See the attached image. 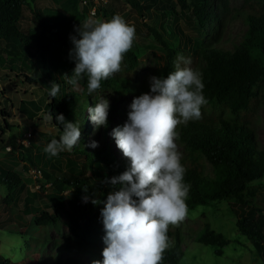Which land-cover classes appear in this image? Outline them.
<instances>
[{"label":"trees","instance_id":"1","mask_svg":"<svg viewBox=\"0 0 264 264\" xmlns=\"http://www.w3.org/2000/svg\"><path fill=\"white\" fill-rule=\"evenodd\" d=\"M125 1L138 17H144V8L157 2V0ZM175 1L179 6V14L185 15L188 10L202 28L204 35V23L208 19L210 8L209 0ZM72 2L73 0L68 1L71 5ZM26 6L28 0H0V65L3 52L8 56L12 49L18 50L23 66L26 60L29 65L32 64V59L41 61L43 69H46L44 79H47L22 72H15V76L27 84L39 81L45 83L50 80L51 83L59 84L60 91L55 98H51L48 91L41 95L39 92H30L26 98H15L19 122L23 126L34 127L46 121L56 131L55 135L45 140L44 146L36 147L34 152L28 146H21L23 150L21 153L24 151L28 153L27 159L32 165L36 166L37 162L43 161V168H39V171L51 185L52 193L47 197L56 206L52 211L44 210V199L39 197V194L31 193L25 197L23 211L32 213L33 222L45 228L57 223L61 214L60 206L67 200L71 215L81 222L82 229L75 239L64 237L54 240L51 245L52 251H46L42 247L35 264H92L96 260L102 262L105 244L94 246L92 239L96 238L95 234L98 233L95 225L102 220L103 201L113 190L105 180L126 171L130 161L107 141L109 119L107 127H100L102 142L96 150L82 147L81 138L70 152L59 153L60 156L68 153L81 155V158L67 156L59 158L60 162L55 163L57 157H50L44 152L47 143L52 139H59L62 135V126L56 124L57 115L63 114L67 121L80 124L78 113L82 112L84 105L89 104L87 78L81 80L79 90L68 87L67 80L61 73L67 68H75V61L69 55L73 48L71 39L66 37L65 31L55 21L35 10L33 14L36 27L49 32L60 47H64V50L56 49L49 54L47 64L44 63L41 46L31 39L35 38V30L30 29L32 35L19 30V22ZM214 7L217 9L214 38L206 39L192 49L197 53L199 60L196 62L191 60V65H188L201 73L205 86L203 94L208 102L202 106L199 120L189 121L187 125H180L177 129L178 141L183 146L181 164L186 169L184 183L190 186L186 204L189 209L213 200L226 201L229 207L237 212L234 221L237 231L245 235L264 256V214L259 211L253 219L246 215L247 210L256 206L257 191L260 188L264 189L262 184L250 183L264 173V146L259 145L255 131L259 107L264 105V0H241L236 7H232L228 0H216ZM233 16H239L244 21L245 30L232 48L227 50L217 45L216 37L223 29L226 19ZM143 26L165 55L162 66L155 69L154 76H166L174 71V61L179 55L191 58L188 53L189 40L180 29H176L180 36L177 43L172 45L163 37V29L159 30L144 23ZM61 52H65L64 57L59 55ZM26 55L31 58H27ZM137 65L135 54L131 50L128 51L120 72L107 80H102L98 90H114L122 94L131 92L138 95L149 92L150 85L146 83V86H139L132 80ZM58 66L61 68L60 71H57ZM50 70L53 71L52 74ZM5 72L0 69L1 78ZM59 79L62 80V85ZM0 83V93L5 96L11 87L7 85L8 83ZM24 93L27 92L24 90ZM49 112L52 113V121L45 119ZM8 116L10 114L6 112L5 107H0V150H4L3 157L8 162L1 168L0 183L5 184L7 190L4 196L6 202L12 200L15 189L24 188L21 178L12 168L15 159L21 158L22 154L15 158L7 156L10 149L5 148L7 143L5 131L11 126L6 120ZM92 125L94 131H97L94 124ZM206 164L210 167V174L205 171ZM46 167L57 169L59 173L47 172L44 169ZM84 187H88L87 193L83 191ZM94 188L99 191L96 199L101 203L93 206L89 194ZM63 189H67V196L61 194ZM85 195L89 197L87 202L82 199ZM35 199L41 201V207L33 205ZM168 237L170 247L164 253L163 264H180L182 247L178 230L169 228ZM195 239L203 244L216 246L227 243V239L220 232L209 228L206 222L195 235ZM214 252L220 254L221 250L217 248ZM0 264L13 263L0 254Z\"/></svg>","mask_w":264,"mask_h":264},{"label":"rangeland","instance_id":"2","mask_svg":"<svg viewBox=\"0 0 264 264\" xmlns=\"http://www.w3.org/2000/svg\"><path fill=\"white\" fill-rule=\"evenodd\" d=\"M69 0H28V6L24 7L23 15L19 22V30L22 33H29L30 29L35 30L36 43L41 46L44 54V63L47 64L49 54H52L56 49L64 50L56 39L47 31L40 30L36 27V19L33 11L38 10L41 14L50 17L55 23L60 26L66 33V37L77 35L76 28L79 24L83 23L86 19H102L110 20L114 15L119 14L130 25L135 26L136 36L133 41L131 51L135 54L138 65L134 70L132 77L133 82L139 86L150 85L149 78L155 75V69L162 66L165 55L162 48L156 43L149 31L143 26L144 24L153 26L157 29H163V37L167 39L172 45H175L179 38V33L176 29L187 36L189 42L188 53L191 60L198 61L199 58L196 52L192 49L196 48L198 44L206 39L214 38V28L216 23L217 9L214 7L216 0H209V15L204 23L205 34L202 35V28L197 24L194 17H191L189 11L185 15L179 14V6L175 0H157L144 8V17H138L132 7L125 0H73L72 5L68 3ZM192 1V0H187ZM232 7L238 6L241 0H228ZM144 3V1H141ZM94 7V13L91 9ZM103 8L104 10H97ZM75 10V11H74ZM245 30V23L239 16L228 17L223 24L218 37H216L217 45L230 50L239 37ZM16 41H18L16 39ZM18 43V42H17ZM17 47V46H16ZM64 57L65 52L59 54ZM6 56V57H5ZM27 56V55H26ZM2 65L0 68L5 70L4 76L0 77V82L8 83L11 87L2 96L0 93V107L4 106L6 112L10 116L6 120L10 123L8 131H5L6 141L9 142L7 149L14 151V145L18 144L16 150L21 158L15 159L12 168L18 173L24 188L15 189L11 201L6 202L4 196L6 195L5 184L0 183V254L4 258H8L9 262L13 264H35V261L41 254V248L46 251H52V242L56 239L70 237L77 238V233H81V222L71 215L67 200L60 206L61 214L57 223L49 225L45 228L37 226L33 222L32 213H24L25 197L27 194H39V197L44 199V210L52 211L54 205L47 197L52 193V188L45 177L40 173L39 168H43V161L37 162L36 166L32 165L27 159L28 153L22 152L21 146H28L32 152L38 146H44L45 140L55 135L56 131L53 126L49 125L46 121L31 127L30 134L23 135L27 132V127L19 122L18 110L16 109L17 103L15 98L28 97L30 92L41 95L43 92L49 91L51 82L46 81L41 83H24L20 78L15 76V72H22L24 74L43 77L46 75V69H43L41 61L33 60L32 64H27V60L23 66L20 62L22 57L18 56V50H11L8 54L2 53ZM5 58V59H4ZM27 58H31L27 56ZM12 69V70H11ZM57 67V71H60ZM73 69L67 68L62 72V76L67 80L64 75H71ZM51 74L53 71H49ZM55 74V73H54ZM55 77V76H54ZM57 78V77H55ZM47 79V78H46ZM44 79V80H46ZM60 84L62 80H60ZM68 87L72 90H79L81 88V81L79 87L74 88L71 84L67 83ZM62 85V84H61ZM65 86V85H64ZM1 87V83H0ZM66 87V86H65ZM24 90L27 93H24ZM139 96L131 92L118 93L114 90H97L91 95L88 94L89 104L83 106L82 112H79L81 138L83 139L82 147L90 150L96 148L85 147L91 141L98 142V146L102 142L100 127L97 131L93 129V123L89 118L87 112L88 107H94L97 99L104 97L109 101L108 119L109 135L107 141L115 150H119L115 139L111 133L117 126H123L128 119L130 105L134 97ZM12 106H11V104ZM13 121V122H12ZM1 122V119H0ZM18 124V127L17 125ZM95 126V125H94ZM256 137L260 146H264V105H260L258 110V122L255 127ZM97 132V133H96ZM18 137V143H16ZM178 151L182 152L183 146L177 140ZM70 152V151H63ZM15 156V154H13ZM67 156H76L78 159L81 155L64 154L56 156L55 163L60 162L59 158ZM16 157V156H15ZM8 163L7 161H3ZM47 172L59 173L57 169L52 167L44 168ZM206 173L210 174V167L206 164ZM250 183L262 184L264 186V173L258 179L252 180ZM98 189L94 188L89 194L91 199H96L98 196ZM62 195L67 196V189L61 191ZM256 206L246 211V215L253 219L259 213L264 214V189H259L256 194ZM84 201V200H83ZM33 205L41 207V201L35 199ZM94 206V204H92ZM96 205V204H95ZM101 205H97L100 207ZM93 210V209H92ZM236 211L231 209L224 200H213L207 204H197L188 209L186 219L178 226L169 228L176 229L179 232L181 239L182 254L179 258L180 264H264V256L260 254L253 245V243L235 227ZM207 223L209 228L220 232L227 243L222 246L203 244L195 239V235L200 232L201 226ZM97 234L93 237L92 244L94 246H101L104 244L105 230L102 220L95 225ZM173 237V236H171ZM47 239V240H46ZM45 242H44V241ZM264 244V243H263ZM221 250L220 254L214 252L215 249Z\"/></svg>","mask_w":264,"mask_h":264},{"label":"clouds","instance_id":"3","mask_svg":"<svg viewBox=\"0 0 264 264\" xmlns=\"http://www.w3.org/2000/svg\"><path fill=\"white\" fill-rule=\"evenodd\" d=\"M76 33L70 36L73 48L69 54L75 68L71 75L64 76L74 88L86 77L91 95L100 89L102 80L120 72L136 30L116 14L110 20L86 19ZM191 63V58L179 55L174 71L151 76L150 91L133 98L127 121L112 130L130 166L105 180L113 190L101 209L106 233L103 260L92 264H163L164 253L170 247L169 227H178L187 217L190 186L184 183L186 169L176 143L177 129L199 120L201 108L208 102L201 73L189 67ZM59 91V84L54 82L48 95L55 98ZM109 106V101L100 97L94 107H88L96 128L107 127ZM45 119L52 121V113ZM56 124L63 130L59 139H52L44 148L50 157L71 151L81 140L80 125L67 121L63 114L56 116ZM85 147L94 149L98 142L91 141ZM83 191L87 193L88 187ZM82 199L87 202L89 197ZM91 202L101 203L98 199Z\"/></svg>","mask_w":264,"mask_h":264},{"label":"crops","instance_id":"4","mask_svg":"<svg viewBox=\"0 0 264 264\" xmlns=\"http://www.w3.org/2000/svg\"><path fill=\"white\" fill-rule=\"evenodd\" d=\"M1 69V68H0ZM13 122V121H12ZM17 125V127H18V124H16ZM16 143H18V137H16ZM8 144H9V142H7L6 143V149H7V147H8ZM17 146H18V144H15L14 145V151L13 150H9L10 151V153L9 154H7V156H12L13 158H15V156L17 157L18 156V151L16 150V148H17ZM3 154H4V150H0V171H1V168H2V166H4L6 163H4L3 161H7V159L6 158H4L3 157ZM13 154H15V156H13ZM5 159V160H4ZM3 160V161H2Z\"/></svg>","mask_w":264,"mask_h":264},{"label":"built area","instance_id":"5","mask_svg":"<svg viewBox=\"0 0 264 264\" xmlns=\"http://www.w3.org/2000/svg\"><path fill=\"white\" fill-rule=\"evenodd\" d=\"M94 9H95V8L92 7V9H91V13H94V12H95ZM26 131H27V132H23L22 134L28 136V135L30 134V128L27 127Z\"/></svg>","mask_w":264,"mask_h":264}]
</instances>
